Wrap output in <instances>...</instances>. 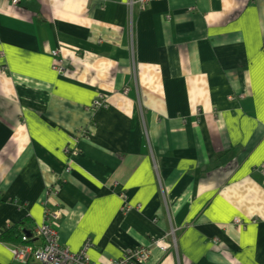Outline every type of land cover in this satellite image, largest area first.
Instances as JSON below:
<instances>
[{
    "label": "crops",
    "instance_id": "crops-1",
    "mask_svg": "<svg viewBox=\"0 0 264 264\" xmlns=\"http://www.w3.org/2000/svg\"><path fill=\"white\" fill-rule=\"evenodd\" d=\"M25 217L96 264H264V0H0V231Z\"/></svg>",
    "mask_w": 264,
    "mask_h": 264
},
{
    "label": "built area",
    "instance_id": "built-area-1",
    "mask_svg": "<svg viewBox=\"0 0 264 264\" xmlns=\"http://www.w3.org/2000/svg\"><path fill=\"white\" fill-rule=\"evenodd\" d=\"M20 1L21 0H10L12 4H18ZM151 1L152 0H134V2L138 4L140 10H144ZM50 53L52 56L56 57L53 68L57 72L62 73L66 67L64 59L62 57H57V50H53ZM106 106H108V103L102 96H99L91 102V108L94 109L95 107L98 109ZM78 133L80 136H77L81 139L86 137L87 130L81 127ZM136 208H140V206H136ZM130 209L131 207L128 206L126 209L124 208V211ZM59 212L60 210L57 211V214H59ZM45 214L46 216L51 215V212L48 210ZM29 238L35 240L33 242H28ZM154 245L161 251H165L167 248V244L163 239L154 241ZM86 246H88V244L84 245L83 250ZM8 249L13 258L20 261L22 264H96L87 259L83 250L71 252L66 247L62 246L58 241L57 231L51 227L50 224L45 222L37 225L30 236L23 233L21 235V242L9 245ZM149 256L148 250L143 246L128 247L122 251L120 257L113 259L109 264H134L147 261Z\"/></svg>",
    "mask_w": 264,
    "mask_h": 264
},
{
    "label": "trees",
    "instance_id": "trees-1",
    "mask_svg": "<svg viewBox=\"0 0 264 264\" xmlns=\"http://www.w3.org/2000/svg\"><path fill=\"white\" fill-rule=\"evenodd\" d=\"M29 218L25 217L24 219L16 222L15 224H11L6 229L1 230L0 232V241L5 242H21V235L23 234V230L27 229L32 232L33 229L28 228L25 223L29 222ZM35 239L29 238L28 242H33Z\"/></svg>",
    "mask_w": 264,
    "mask_h": 264
},
{
    "label": "rangeland",
    "instance_id": "rangeland-1",
    "mask_svg": "<svg viewBox=\"0 0 264 264\" xmlns=\"http://www.w3.org/2000/svg\"><path fill=\"white\" fill-rule=\"evenodd\" d=\"M152 1H153V0H152ZM136 4H137V3H136ZM137 5H138V4H137ZM146 7H147V6H146ZM57 51H59V50L57 49ZM53 57H54V56H53ZM54 60H55V59H54ZM64 62H65V61H64ZM99 96H102V97L104 98V96H103L102 94H99V95H97L96 97H94V98L92 99V101H93L94 99L98 98ZM104 99H105V98H104ZM106 107H107V106H106ZM106 107H100V108L103 109V108H106ZM100 108H99V109H100ZM95 109H97V108L95 107ZM80 128H81V127H80ZM80 128H79V129H80ZM83 128H84V130H87V133H86V134H88V128H87V125H84ZM79 129H77V131H78ZM87 136H88V135H87ZM67 151H69V147H65V152H67ZM69 168H70V166L67 165V166H66V169H69ZM69 170H70V169H69ZM129 204H130V203H128V202H124L122 207L126 209V208L129 206ZM136 206H140V204H136L135 207H136ZM140 208H141V207H140ZM124 212L127 213V212H129V211H124ZM45 216H46V214H45ZM45 223H47V222H45ZM48 224H49V223H48ZM0 232H1V231H0ZM89 243H90V241H89V239H88L87 241H85V244H84V245H87V244H89ZM166 244H167V243H166ZM167 247H168V246H167ZM166 249H167V248H166ZM166 249H165V250H166Z\"/></svg>",
    "mask_w": 264,
    "mask_h": 264
},
{
    "label": "water",
    "instance_id": "water-1",
    "mask_svg": "<svg viewBox=\"0 0 264 264\" xmlns=\"http://www.w3.org/2000/svg\"><path fill=\"white\" fill-rule=\"evenodd\" d=\"M23 233L26 234V235H28V236L31 235V232H30L29 230H27V229H24V230H23Z\"/></svg>",
    "mask_w": 264,
    "mask_h": 264
},
{
    "label": "bare ground",
    "instance_id": "bare-ground-1",
    "mask_svg": "<svg viewBox=\"0 0 264 264\" xmlns=\"http://www.w3.org/2000/svg\"><path fill=\"white\" fill-rule=\"evenodd\" d=\"M76 135L80 136L79 133H78V131L76 132Z\"/></svg>",
    "mask_w": 264,
    "mask_h": 264
}]
</instances>
